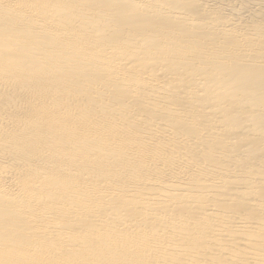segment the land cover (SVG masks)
Masks as SVG:
<instances>
[{
	"label": "bare ground",
	"instance_id": "6f19581e",
	"mask_svg": "<svg viewBox=\"0 0 264 264\" xmlns=\"http://www.w3.org/2000/svg\"><path fill=\"white\" fill-rule=\"evenodd\" d=\"M0 264H264V0H0Z\"/></svg>",
	"mask_w": 264,
	"mask_h": 264
}]
</instances>
